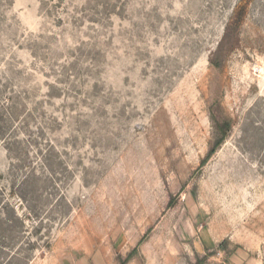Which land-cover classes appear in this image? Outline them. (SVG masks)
<instances>
[{
  "label": "rangeland",
  "instance_id": "1",
  "mask_svg": "<svg viewBox=\"0 0 264 264\" xmlns=\"http://www.w3.org/2000/svg\"><path fill=\"white\" fill-rule=\"evenodd\" d=\"M130 253L264 264V0H0V264Z\"/></svg>",
  "mask_w": 264,
  "mask_h": 264
},
{
  "label": "trees",
  "instance_id": "2",
  "mask_svg": "<svg viewBox=\"0 0 264 264\" xmlns=\"http://www.w3.org/2000/svg\"><path fill=\"white\" fill-rule=\"evenodd\" d=\"M229 121H230V120H226V121H224V122L220 125V128H221V129H222V128H224V129L229 128ZM212 153H213V151L210 152V153L207 155L206 159H208V158L212 155ZM132 256H133V255L130 253V254L125 258V260H124L121 264H125V262H127L129 259H131Z\"/></svg>",
  "mask_w": 264,
  "mask_h": 264
},
{
  "label": "crops",
  "instance_id": "3",
  "mask_svg": "<svg viewBox=\"0 0 264 264\" xmlns=\"http://www.w3.org/2000/svg\"><path fill=\"white\" fill-rule=\"evenodd\" d=\"M82 261H84V260H82ZM96 261H97V259H96V260H91V261H88V260H87V262L84 261V263L81 262V264H95Z\"/></svg>",
  "mask_w": 264,
  "mask_h": 264
}]
</instances>
